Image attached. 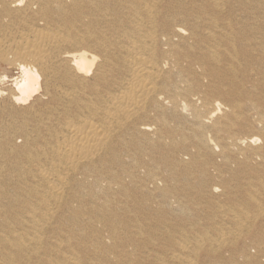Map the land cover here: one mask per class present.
I'll return each instance as SVG.
<instances>
[{
  "label": "bare ground",
  "instance_id": "obj_1",
  "mask_svg": "<svg viewBox=\"0 0 264 264\" xmlns=\"http://www.w3.org/2000/svg\"><path fill=\"white\" fill-rule=\"evenodd\" d=\"M0 264H264V0H0Z\"/></svg>",
  "mask_w": 264,
  "mask_h": 264
}]
</instances>
